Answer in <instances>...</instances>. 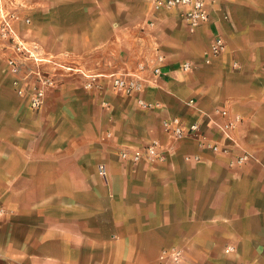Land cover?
<instances>
[{"label": "crops", "instance_id": "crops-1", "mask_svg": "<svg viewBox=\"0 0 264 264\" xmlns=\"http://www.w3.org/2000/svg\"><path fill=\"white\" fill-rule=\"evenodd\" d=\"M10 3L16 10L0 7L19 15L21 38L23 26L44 31L29 41L101 86L67 73L33 110L0 58V264H159L170 249L180 264H264V0H206L208 20L193 31L178 9L147 0ZM217 35L225 49L206 63ZM156 54L164 75L147 67L141 91H117L104 77ZM222 109L238 117L236 144L210 120ZM171 117L197 123L226 151L173 138L162 127ZM154 139L161 160L120 156ZM243 151L251 157L233 163Z\"/></svg>", "mask_w": 264, "mask_h": 264}, {"label": "built area", "instance_id": "built-area-1", "mask_svg": "<svg viewBox=\"0 0 264 264\" xmlns=\"http://www.w3.org/2000/svg\"><path fill=\"white\" fill-rule=\"evenodd\" d=\"M153 10L160 11L176 8L184 23L190 31L195 30L198 26L208 20V10L206 0H147ZM1 2V0H0ZM0 11V50L9 48L13 55L5 56V64L9 74L12 77L11 83L17 95L24 97L29 108L37 110L42 107L45 102L46 93L55 87L57 77L61 75L59 70L65 73H80L84 78V87H99V76L96 74H86L83 70L74 64H65L56 60L53 55H40L38 45L34 42H26L20 39L14 29V22L20 17L14 11ZM26 22L28 20H25ZM10 40V41H8ZM7 42V43H5ZM10 42V43H9ZM225 49V43L221 36L217 35L213 38L208 48L204 51V61L209 63L210 60L219 55ZM163 57L156 54L148 62L141 61L137 64L136 70L122 73H110L104 77L108 80L112 89L130 94L143 89L144 77L142 72L148 67L153 77L164 75L162 69ZM31 64L26 66V63ZM183 70L191 69L188 62L182 64ZM28 78L34 81L32 84L26 82ZM140 106L144 109H155L159 106L156 102H148L142 99L138 100ZM188 104H193L190 99ZM220 117V121L210 118L211 122L216 126L220 133L228 141L235 143L232 132L236 128L238 117L229 116L226 110L215 111ZM162 127L165 132L169 133L173 138L197 137L199 144L210 151H226L225 147L210 141L204 134L199 133L197 123H191L187 127L183 126L178 117H171L162 121ZM160 143L158 140H152L149 144L142 148L132 150H122L120 156L131 162L140 160H161ZM251 157V154L243 151L233 163L241 165ZM98 172L106 178L107 172L104 164L98 165ZM231 249L226 248V252ZM182 260L181 251L179 249L163 250L158 256L159 264H180Z\"/></svg>", "mask_w": 264, "mask_h": 264}, {"label": "rangeland", "instance_id": "rangeland-1", "mask_svg": "<svg viewBox=\"0 0 264 264\" xmlns=\"http://www.w3.org/2000/svg\"><path fill=\"white\" fill-rule=\"evenodd\" d=\"M2 1V5L4 6H6V7H8V9L9 10H16L15 9V7H13V5L10 3V0H1ZM21 32H20V34L22 35V37L23 38H21L18 34V37L20 38V39H22L23 41H26V42H34V43H36L37 45H38V50L40 51V55H46L47 54V52L45 51V50H43L42 48H41V46L36 42V41H29V40H31V36H37V37H39L40 39H44L45 38V36H46V34H45V32L44 31H39V32H36V31H31V30H29V26H23V29L22 30H20ZM8 41H10V40H8ZM5 43H7V42H5ZM10 43V42H9ZM13 51L11 50V49H9V48H3V49H1L0 50V58H1V60H3V62H5L4 61V59H5V56H7V55H13ZM57 61H59V62H61V63H64L63 61H61V60H58V59H56ZM65 64H68V63H65ZM69 64H71V63H69ZM6 65V64H5ZM31 64H29L28 62L26 63V66H30ZM6 67V66H5ZM6 70H7V67H6ZM7 72H8V70H7ZM59 72L61 73V75L60 76H58L57 77V79L59 78V77H61V76H64L65 74H67V73H65V71H63V70H59ZM9 73V72H8ZM71 78H74V81H75V85H76V91H78V87L80 86L81 87V78H79V77H77V75H71ZM33 79L32 78H28L27 79V81L26 82H29V84H32L33 83ZM57 82H58V80H57ZM47 94V93H46ZM46 97H47V95H46ZM46 97H45V99H46ZM62 97L60 96V99H61ZM46 102H47V100H45ZM45 103V102H44ZM46 113V112H45Z\"/></svg>", "mask_w": 264, "mask_h": 264}]
</instances>
